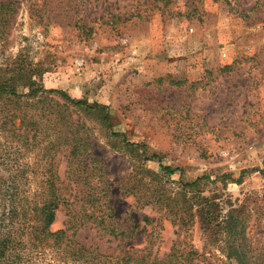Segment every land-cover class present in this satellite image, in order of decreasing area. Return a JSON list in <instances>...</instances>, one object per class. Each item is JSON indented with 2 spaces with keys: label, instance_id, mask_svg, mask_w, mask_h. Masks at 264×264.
I'll list each match as a JSON object with an SVG mask.
<instances>
[{
  "label": "rangeland",
  "instance_id": "1",
  "mask_svg": "<svg viewBox=\"0 0 264 264\" xmlns=\"http://www.w3.org/2000/svg\"><path fill=\"white\" fill-rule=\"evenodd\" d=\"M12 1L0 66L25 57L42 70L44 88L107 105L112 131L125 139L72 107L90 136L84 163L92 189L107 195L91 205L65 149L55 152L66 201L52 229L112 256L147 247V260L161 259L177 240L201 251L211 243L196 211L182 225L179 213L142 198L153 189L176 200L185 182L208 175L186 189L187 198L196 189L216 197L223 212L229 203L244 204L252 240L264 250V0ZM7 140L0 136V236L9 229L10 180L17 193L31 194L48 164L46 152L17 151ZM125 142L144 144L159 159L144 160ZM160 164L177 169L164 175ZM241 172L240 183L231 181ZM212 252L199 264H236L217 247Z\"/></svg>",
  "mask_w": 264,
  "mask_h": 264
},
{
  "label": "trees",
  "instance_id": "2",
  "mask_svg": "<svg viewBox=\"0 0 264 264\" xmlns=\"http://www.w3.org/2000/svg\"><path fill=\"white\" fill-rule=\"evenodd\" d=\"M12 5V0L0 3V41L9 32ZM41 74L38 65L28 62L21 55L0 66V136L8 138L7 142L17 151L46 152L48 159L47 166L39 173L43 178L31 194L26 193L25 189L17 193L12 186L13 180L7 185L5 220L9 229L0 236V264H44L45 257L47 264H199L208 254H213L214 246L236 264H264V250L252 240L254 231L251 232L249 210L244 204L229 203L223 212L224 205L216 197L203 196L196 189L195 195L187 198L186 189L193 190L202 180H210L208 175L185 182L176 200L175 196L153 189L143 194L142 198L144 204L167 207L171 212L179 213L177 223L182 225L196 211L202 230L211 243H204L201 251L183 240H177L161 259L153 257L147 260V247L141 249V254L125 251L112 256L83 245L68 235L64 228L52 229L56 210L66 201L61 181L53 168L52 155L55 152L65 149L70 174L77 185L89 189L87 197L91 205L107 195V190L92 189L93 173L89 163H84L91 150L90 136L84 122L71 114L72 107L95 116L111 131V136L125 139L124 134L112 131L107 105L73 98L63 90L44 88L40 83ZM53 94L59 98H54ZM125 145L140 149L144 160L159 159L157 154H146L144 144L125 142ZM176 169L160 164V171L164 175H171ZM20 172L24 173L25 168ZM29 172L35 173L32 168ZM241 176L242 172L239 178L231 181L240 183ZM9 178L12 176L9 175ZM217 179L219 177L212 181ZM109 231L114 234L112 230Z\"/></svg>",
  "mask_w": 264,
  "mask_h": 264
}]
</instances>
